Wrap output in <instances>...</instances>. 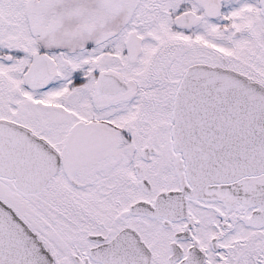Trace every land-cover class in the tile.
I'll list each match as a JSON object with an SVG mask.
<instances>
[{
	"label": "snow or ice",
	"instance_id": "obj_1",
	"mask_svg": "<svg viewBox=\"0 0 264 264\" xmlns=\"http://www.w3.org/2000/svg\"><path fill=\"white\" fill-rule=\"evenodd\" d=\"M0 264H264V0H0Z\"/></svg>",
	"mask_w": 264,
	"mask_h": 264
}]
</instances>
